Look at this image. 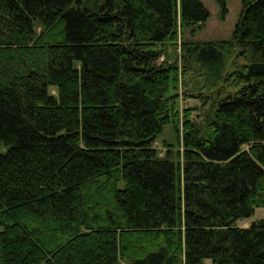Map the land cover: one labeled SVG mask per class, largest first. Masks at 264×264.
Masks as SVG:
<instances>
[{"label": "trees", "instance_id": "obj_1", "mask_svg": "<svg viewBox=\"0 0 264 264\" xmlns=\"http://www.w3.org/2000/svg\"><path fill=\"white\" fill-rule=\"evenodd\" d=\"M208 15L0 0V264H264V0Z\"/></svg>", "mask_w": 264, "mask_h": 264}, {"label": "rangeland", "instance_id": "obj_2", "mask_svg": "<svg viewBox=\"0 0 264 264\" xmlns=\"http://www.w3.org/2000/svg\"><path fill=\"white\" fill-rule=\"evenodd\" d=\"M204 6L208 9L209 15L207 19L200 25H197L194 30L192 38L194 40H222L230 37L234 24L241 8V0H225V10L221 8L216 0H201ZM171 49H169L170 51ZM231 58V54L227 55V59ZM231 65H229L230 68ZM182 76L180 70L177 74V86L178 91H183ZM180 106L196 105L198 101L192 98H179ZM167 139L169 142H175L176 136L169 124L166 126L162 134H160L157 140L154 142V146L158 149L159 154H162L164 148L162 146V139ZM264 215V208L259 207L254 210L251 217L239 219L236 224L239 226H247L249 222L262 217ZM204 264H210L209 259L204 260Z\"/></svg>", "mask_w": 264, "mask_h": 264}]
</instances>
